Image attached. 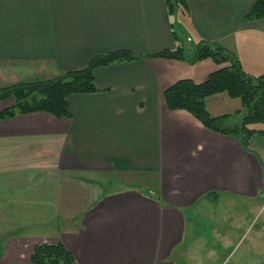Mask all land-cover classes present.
<instances>
[{"label":"crops","instance_id":"crops-1","mask_svg":"<svg viewBox=\"0 0 264 264\" xmlns=\"http://www.w3.org/2000/svg\"><path fill=\"white\" fill-rule=\"evenodd\" d=\"M185 1L187 13L171 17L165 0H0V71L11 85L53 80L117 51L141 58L98 68L96 92L69 97L70 118L35 113L1 123L0 264H31L37 246L55 244L78 264H182L186 212L222 198L245 205L211 226L210 256L264 264L259 153L169 110L164 96L229 64L147 58L178 47L194 55L205 41L264 75V19L244 20L258 0ZM206 107L215 118L232 115L229 129L241 123V102L227 94ZM105 182L123 188L97 193ZM144 182L153 189L141 190ZM190 234L197 247L201 237Z\"/></svg>","mask_w":264,"mask_h":264},{"label":"trees","instance_id":"trees-1","mask_svg":"<svg viewBox=\"0 0 264 264\" xmlns=\"http://www.w3.org/2000/svg\"><path fill=\"white\" fill-rule=\"evenodd\" d=\"M168 13L175 17L179 11L187 13L185 0H165ZM264 19V0H258L244 18L245 22ZM147 58L178 60L195 65L211 59L217 65L228 67L213 73L207 82L195 84L191 80H182L165 92V101L171 111H186L194 116L207 129L238 138L243 147L256 134L262 131L250 130L252 125H264V75L255 76L244 70L234 53L208 42H200L191 58L182 47L163 51ZM141 60L127 51H117L94 57L88 65L77 71H70L53 80L13 84L0 89V103L13 101V105L0 111V125L5 120L35 113H47L57 119L71 117L68 99L74 95L96 92L95 71L116 63ZM219 94H227L231 99L241 102L236 115L241 123L236 129H229L225 122L232 117H212L207 110L206 100ZM3 256V244L0 240V258ZM31 264H78L73 255L62 244L39 245L31 257Z\"/></svg>","mask_w":264,"mask_h":264},{"label":"rangeland","instance_id":"rangeland-1","mask_svg":"<svg viewBox=\"0 0 264 264\" xmlns=\"http://www.w3.org/2000/svg\"><path fill=\"white\" fill-rule=\"evenodd\" d=\"M188 57H191L193 55H189L187 53ZM12 80V81H11ZM9 80L6 76H3L0 71V89L6 88L8 86H11L10 82H13V79ZM239 103V100H237ZM11 101L0 103V111L4 110L5 108L11 107L12 105ZM237 122L240 121L236 119ZM249 144L251 146V149H253L255 152L259 153V156L264 163V136L256 135L251 141H249ZM101 188L104 189L101 192L99 191L97 187V193L102 194L108 193V192H115L122 189V185L117 183H110L107 184L101 183ZM139 186L141 190L145 192H149V190L153 189V183L147 182V183H139ZM245 202H238L233 203L231 199L228 198H222L221 200L217 202H208L205 204H201V207L196 211H187V240H186V249L188 250L187 256H184V262L182 264H227L226 261L223 259L224 254H219V256L211 257L209 254L210 251V245L213 244L210 238L211 233L213 232L211 230L212 225H221L225 224L228 220L234 217V214H230L229 219V212L231 208H242L245 204ZM262 204V203H261ZM260 204V205H261ZM263 207V205H261ZM238 211V210H237ZM196 234V236H200L201 240L196 244V246L191 245V234ZM194 247H196L194 249Z\"/></svg>","mask_w":264,"mask_h":264}]
</instances>
